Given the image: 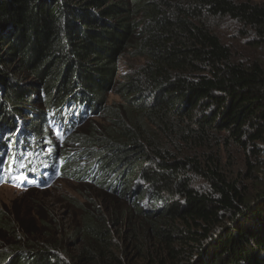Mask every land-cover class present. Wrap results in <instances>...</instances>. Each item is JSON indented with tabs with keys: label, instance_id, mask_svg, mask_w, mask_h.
Segmentation results:
<instances>
[{
	"label": "trees",
	"instance_id": "1",
	"mask_svg": "<svg viewBox=\"0 0 264 264\" xmlns=\"http://www.w3.org/2000/svg\"><path fill=\"white\" fill-rule=\"evenodd\" d=\"M252 49L264 0H0V185L70 179L113 204L79 195L66 223L0 211V264H264Z\"/></svg>",
	"mask_w": 264,
	"mask_h": 264
},
{
	"label": "rangeland",
	"instance_id": "2",
	"mask_svg": "<svg viewBox=\"0 0 264 264\" xmlns=\"http://www.w3.org/2000/svg\"><path fill=\"white\" fill-rule=\"evenodd\" d=\"M233 1H250L253 3L259 2V0ZM216 30L221 40L231 48L237 50L246 45L245 40L241 35V28H238V26L232 22H221L218 24ZM243 51L245 52L246 50ZM249 52L264 62V50L252 49L245 52V54L251 55ZM137 64L138 63L135 60L127 57L122 58L120 62L119 75L124 76L125 74L134 71ZM107 99L109 103L119 101L118 97L112 94H110ZM79 195L87 196L93 203L95 202L96 204L102 203L105 205H113L109 201V197H105L100 194L97 191V188L92 185L84 183H82V185H78L70 179H59L48 187L38 189V191L23 189L7 183L1 184L0 211L10 212L13 217H23L25 221L30 222L35 221L34 217L37 212L43 211L45 212V215L53 217L55 220L59 219L60 223H66L72 214L68 203H73L72 201L77 200ZM120 202L121 201H119V203ZM139 206L143 209L146 208L144 203Z\"/></svg>",
	"mask_w": 264,
	"mask_h": 264
}]
</instances>
